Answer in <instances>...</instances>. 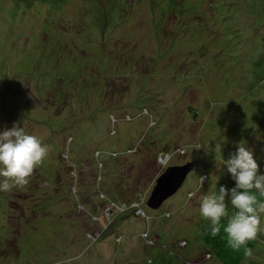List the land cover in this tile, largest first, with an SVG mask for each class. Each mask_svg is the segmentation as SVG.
Returning a JSON list of instances; mask_svg holds the SVG:
<instances>
[{
  "label": "rangeland",
  "instance_id": "rangeland-1",
  "mask_svg": "<svg viewBox=\"0 0 264 264\" xmlns=\"http://www.w3.org/2000/svg\"><path fill=\"white\" fill-rule=\"evenodd\" d=\"M111 1L112 10L100 12L92 7L96 0L85 4L84 0H68L60 8L52 4L49 21H44V10L37 11V5L22 17L19 11H8L14 6L20 9L17 0H0V131L14 124L23 127L48 146L47 156L54 155L57 145L65 149L54 165L67 163L60 176L49 178L48 187L34 191L35 204L29 200L17 205L15 186L0 191V264L10 260L19 264L29 250L17 247L12 237L8 239L5 214L15 208L16 215L8 219L12 226L21 224L20 218L33 214L31 206L36 210L54 203L55 198L40 199L44 190L56 186L69 195L68 179L73 181L74 177L77 182L73 189L79 182V187L89 188V192L107 174V181H117V190L125 181L130 187L126 194L118 191V201L140 194L147 202L157 178L169 166L188 162L194 164L193 170L158 209L144 204L145 214L137 212L140 208L117 214L113 224L94 241L90 234L99 228L91 222L79 232L64 223L63 217L60 223L48 225V207L42 209L47 213H38L34 220L40 224L45 220L42 231L37 225L29 229L41 231L37 240L51 234L56 237L46 264H57L54 258H60L59 264H222L216 256L208 259L204 236L210 223L199 215L203 195L218 192L221 186L230 189L235 183L220 166V157H215L216 143H221L225 160L239 143H244L253 150L264 172V0H209L210 6L207 2L198 4L199 0ZM195 12L201 19L198 22L193 21ZM163 25L166 31L185 38L200 29L198 34L204 43L212 39L211 34L217 38L209 51L206 47L199 55L195 51L185 54L190 50L185 38H180L179 48L172 52L166 51L168 43L161 37V50H157L151 32H158ZM107 31L111 32L110 40L104 46L107 52L119 53L118 60L109 61L112 54L100 52L104 48L96 43L99 34ZM87 40H94L93 45ZM130 46L133 59L125 61L118 49ZM90 51L99 53L85 58ZM143 51L146 58L141 55ZM177 52L186 55L184 68L175 71L172 67L166 74L162 62L168 64L166 61L171 62ZM193 70H199L204 84L187 83ZM105 87L106 95L102 94ZM79 95H84L81 101ZM195 106L198 115L189 108ZM68 134L74 137L71 144L67 143L71 145L69 150ZM136 140L134 154L122 152L117 160H107V169L93 167L98 149H134L129 146ZM48 165L43 161L28 179L38 181L49 176ZM29 189L32 192L35 185ZM189 193L193 194L191 198ZM84 201L80 197V205ZM96 204L102 205V212L103 201L96 200ZM227 211L231 215L234 210L229 206ZM27 237L29 233H25L24 241ZM81 238L86 245L93 242L89 250L84 243L79 244ZM257 239L245 261L264 264V233H258ZM34 253H27L28 257L33 254L27 263L38 258Z\"/></svg>",
  "mask_w": 264,
  "mask_h": 264
},
{
  "label": "trees",
  "instance_id": "trees-1",
  "mask_svg": "<svg viewBox=\"0 0 264 264\" xmlns=\"http://www.w3.org/2000/svg\"><path fill=\"white\" fill-rule=\"evenodd\" d=\"M17 1L20 3V9L18 7L14 6L11 8V10H8L9 12H11L12 10H14L15 12L19 11V14L23 17V15L25 16V14L27 13V10L30 7H32L33 5L34 6L37 5V8H36L37 11H41L42 9L44 10V16H45L44 21H49L50 11H51V8L53 7L51 5L55 4V5H57V8H60L68 0H17ZM86 1L87 0H84V4L86 3ZM152 1L154 2L155 0H152ZM183 1L187 2V0H183ZM22 2H24V3L21 4ZM161 2H165V0L164 1L162 0ZM203 2H207L208 6H210V4L212 3L209 0H199L198 4L203 3ZM84 4H83V6H84ZM198 4H196L195 6H197ZM83 6L81 9L82 10L81 13L84 12ZM88 6L90 9L91 4ZM129 6L131 7V5H129ZM92 7L97 12H100V10L103 11V9H106V8H109L112 10V1L111 0H109V1L108 0H96L95 4H93ZM129 9H131V8H129ZM119 11H120V9L117 10L118 14L121 13ZM196 11H199L197 9V7H196ZM87 12H89V11H87ZM123 12L125 14L126 11H123ZM127 13H128V11H127ZM201 13H203V12H201ZM124 14H122L120 16H123ZM197 14H199V13L195 12V14H193V16H194L193 21L194 22H198V20H201L199 15H197ZM127 16H128V14H127ZM117 20L119 21L120 18H117ZM49 24H50V22H49ZM218 25L220 27V23H218ZM103 28L104 27L102 26L101 30H103ZM198 30H200V29H198ZM198 30H196V32L194 33L193 36H191L189 38H185L182 35L181 36L176 35L172 30L166 31L165 26L163 25V27L158 32H154L153 34L151 32V35L153 36L155 41L157 40L156 41L157 44H155V46H158V45L160 46V43L162 44V41H161V37H162L164 40H166V42L169 45V46L167 45L166 51L170 50L172 52L176 51L174 49L179 48L178 44L180 43V38H185V46H187L190 49L185 54L189 53L192 55L193 52L195 51V52H198V55H199V53L201 51L206 50L205 49L206 47H207V50L209 51V46L211 45V43H213V41L215 40V38H217V36L214 34H211L212 39L211 40L209 39L210 41H208L207 43H204L201 36H199L200 33L198 32ZM110 33H111L110 31H107L105 33L103 32L102 34H99L100 38H96L95 40L97 41L96 42L97 45L100 44L101 47L104 48V50L103 51L100 50V52L108 53L110 55L112 54V56H111L112 59L109 61H114L115 59L118 60V57L120 56L119 53L115 54L114 51H111V50H108V52H107V50L104 46V43H106L107 41L110 40V35H109ZM198 36H199V39H197ZM209 37H210V35H209ZM91 41L87 40L86 43L93 45L94 40L92 42ZM198 41H199V43L196 44L195 42H198ZM158 42H160V43H158ZM201 43H202V45H199ZM159 46H158L157 50H159L161 48ZM118 50L120 53L124 54V58H125L124 60L125 61H131L133 59L131 56V54H132L131 46H130V49L120 48ZM97 52H92V51H90V53L86 52L85 58L89 59L93 56L94 53H97ZM159 53H162V52H159ZM162 54H165V53H162ZM141 55L144 56L145 58L147 57L144 54V51L142 52ZM141 55H140V57H141ZM165 56H166V54H165ZM184 56H186V55H184L183 53L177 52L173 56V60L171 62L166 61V57H165L164 61L168 62V64H163V62H162V67L164 68V70H166V74L171 73L170 71L172 70V67L175 71H178L179 69H181L183 67V57ZM149 58H151V57L149 56ZM165 66H167L168 69H166ZM174 66H176L177 69H175ZM198 71L193 70L192 72H190L189 77L186 78L187 83L191 82L192 84H195L196 82H198V83L204 84V82L199 77ZM207 90H208L207 94L211 95L208 88H207ZM107 92H108V87H105V90L102 92V94L106 95ZM81 97L84 98V95H81V96L79 95L80 101H81ZM99 98H101V97H99ZM189 108H191V111H193V113H195V115H198L197 106H195V108L194 107H189ZM113 133H114V135L116 134V129L113 130ZM68 135H70V134H68ZM71 138H73V140H74V137L72 135H70V137L66 141V145H67V143L71 144V141H72ZM144 139H145V136L143 135L142 138L140 139L141 145H142ZM136 142H137V140L135 141L134 144L129 146V147H133L134 149H131V148L127 149L128 148L127 147V148L123 149V151L115 150L116 154L114 157H112L114 152H115L114 150H111L109 148L108 149H105V148L104 149L103 148L98 149L95 152L96 162L93 165V167L94 168L101 167L103 169L104 168L107 169L108 168L107 166L110 165L108 163L109 161L107 162V160H112V159L117 160L120 156H122L124 154L125 155L134 154L137 151L136 147L138 146ZM69 146H71V145H69ZM69 146H68V150H69ZM57 149L58 150L55 151L54 155L52 153L51 157L48 155L43 160L44 162H46L49 165H50V163H53V165H50V166L48 165V168H46L47 172L48 171L50 172L49 176H46L45 178L38 180V181L35 178H32V180L28 179L27 185H22L21 187L15 186L17 190H15L14 193H16V195L18 196L17 197L18 202H16L17 205L18 204L22 205V204H24V202H27L29 200H32L35 204V201L32 199L34 191L48 187L50 184V182H48L49 178L53 177L52 180H55V177L57 175L60 176L63 173L62 171L65 168V166L67 167V163L60 159L62 161L61 164L63 163L62 165L63 166L65 165L64 167L62 165L58 166V164L57 165H54V164L57 163L56 162L57 155H59V157L61 158V155L63 156V152L65 151V149L61 148V146H58V145H57ZM108 150L111 151V153L107 152ZM51 152H53V150ZM122 152H124V154ZM102 155H107L108 157L104 159V157H102ZM72 162H73V160H72ZM71 165H72V163H71ZM72 167H74V166L72 165ZM108 171L110 172V169ZM108 171H106V172H108ZM71 175H72V173H71ZM107 177H108L107 174H103V176L97 182V186L95 188H93V190L90 189L89 192L87 191V190H89V188L84 189L82 186H81L82 188L79 187V185H80L79 182L77 183L78 188H76L74 190L73 186L77 182V180H75L74 177H73V181L69 180L67 178L69 181L68 185L71 188L69 195H68L67 191H66L67 193L62 191L63 189L57 190L56 186L53 187L51 190H44L41 194L42 197L40 196L41 197L40 199L47 198V197L55 198L54 200H52V201H54V203L51 205H48V206L39 207L36 210L33 209L34 205L31 206V210L33 211L34 216L32 213L29 214L28 218L26 217L28 215H24V218H20V220H19L21 223V219H22V223L18 224L17 226H14V225L12 226V224L10 223V220L8 219L9 216L12 217L13 214L16 215V210H15V208L12 211L10 210L9 212H7L5 214V219H6L5 230L7 231L6 235H7V237H9L8 239H10L12 237V240L16 241L17 247L21 248L22 250H23V248L27 247V248H29L28 252H33V253L35 252L34 254H36L38 256V258L36 259L38 261L34 260L33 262H31V264H46L47 263V257L46 256H48V255H49V257L52 256L51 254H52L53 249H51V243L54 239H56V237H54L51 234V236L49 235V237L47 239H41L38 237V240L40 239L38 241L37 238H35L36 235H40L39 233H41V231L43 229L42 225L45 222V220H43L41 222L42 224H40V223H36L34 221L35 218L37 217L38 213H47V210L44 211L42 209H46L48 207V210L51 213L50 218H49L50 222L48 225H50V224L54 225V223H56V224L60 223L58 221H59V219H61V217H63L65 219L64 223H70V225H72V227L75 228V231L79 232L80 230L85 228L84 226H87L89 224V222H91L92 225L97 226V228H99L98 231H95L94 233L90 234V236H92L93 241L95 240L96 236L102 235L105 232V230H107L109 228V226L113 224L114 217L117 214L125 213L132 208H137V209L140 208L139 210H137V212H139L140 215L146 213L142 207L144 204H147V202H145L146 200L140 194L136 198L135 197H129L128 200L118 201L117 200L118 191H119V193L126 194V193H128L130 187H127L128 184H126V181H125L124 186H122L120 190H117L116 187L114 188L115 183L117 181H114V180H108L107 181V179H108ZM42 181L47 182V184L42 185L41 184ZM30 185L31 186L35 185V189H33L32 192L29 189ZM94 189H95V191H94ZM26 191H28V194H26ZM30 192H31V194H30ZM73 193L75 195L74 199H76V205H75V203H73L74 199L70 198V195L72 196ZM23 195L26 196V199L23 197ZM80 197L83 199L84 198L86 199V202L84 201L83 203H81V205H80ZM93 197H97L96 198L97 202L99 199L101 201H103L104 207H103L102 212H101V206L102 205L101 206L98 205V207H100V208H98L97 204H96V200ZM126 198H128V197H126ZM5 201H3V202H5ZM121 205H124V207H121ZM80 206L82 209H79ZM96 207H97V209H96ZM104 208L109 209V210L105 211ZM150 208H152V207H150ZM76 211H78V212H76ZM68 216L70 217V219ZM51 218L53 220H57V221L52 222ZM117 221H120V220H117ZM35 225H37L41 229V231L39 233H35L33 230L29 229ZM209 230H210V228L207 230V232L205 233V236H204V243H205V246L207 248L206 254L208 255V259L212 258L213 256H216L222 264H250L251 263V261L246 262L249 259L248 258L249 254L245 255L243 249H241L239 252L232 251L231 249L225 247L224 241H222L219 236H217L215 238L211 237V235L209 234ZM25 233H29V237H27L26 240L24 241ZM81 236H83V235H81ZM29 241H31V243ZM70 242H71V240H70ZM78 242H79V244L84 243L82 238H81V241L78 240ZM96 242H98V241H96ZM257 243H258L257 238L248 243V247L251 249L250 253L253 251V249L255 248ZM91 244L86 245V243H84V245L86 246L85 250H89L91 248ZM39 245H42V248L44 250H42ZM27 253H26V255H27ZM15 254L17 255V252H15ZM26 255H24L25 261L21 260V261H19V264H29L26 262V259L31 257L33 254H31L29 257H28V255L27 256ZM73 257H76V255L75 256H69L70 259ZM52 260H54V262L59 264L58 260H60V258L59 259L54 258ZM244 261L246 263H244ZM7 264H17V263H15L13 260H10ZM251 264H253V263H251Z\"/></svg>",
  "mask_w": 264,
  "mask_h": 264
},
{
  "label": "clouds",
  "instance_id": "clouds-1",
  "mask_svg": "<svg viewBox=\"0 0 264 264\" xmlns=\"http://www.w3.org/2000/svg\"><path fill=\"white\" fill-rule=\"evenodd\" d=\"M48 151L46 144L23 127L14 124L12 128L0 131V191L27 184L28 177ZM213 151L215 157H220V166L226 168L235 183L230 189L221 186L218 192L203 195L199 201V215L209 221L211 237L219 236L225 247L236 252L243 249L248 255L251 251L248 243L255 240L258 233H264L261 223L264 218V172L260 171L253 150L244 143H239L226 160L221 155L220 142ZM192 195L189 193V198ZM229 206L234 210L231 215L227 211Z\"/></svg>",
  "mask_w": 264,
  "mask_h": 264
},
{
  "label": "water",
  "instance_id": "water-1",
  "mask_svg": "<svg viewBox=\"0 0 264 264\" xmlns=\"http://www.w3.org/2000/svg\"><path fill=\"white\" fill-rule=\"evenodd\" d=\"M194 164L188 162L184 165L169 166L156 180L150 193L147 205L158 209L164 201L174 195L185 182Z\"/></svg>",
  "mask_w": 264,
  "mask_h": 264
}]
</instances>
